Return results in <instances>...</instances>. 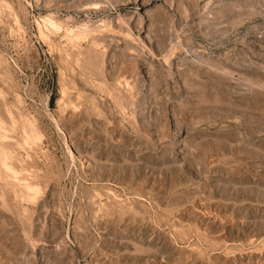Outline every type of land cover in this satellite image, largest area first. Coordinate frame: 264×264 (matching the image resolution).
Here are the masks:
<instances>
[{"label": "rangeland", "instance_id": "1", "mask_svg": "<svg viewBox=\"0 0 264 264\" xmlns=\"http://www.w3.org/2000/svg\"><path fill=\"white\" fill-rule=\"evenodd\" d=\"M0 264H264V0H0Z\"/></svg>", "mask_w": 264, "mask_h": 264}]
</instances>
